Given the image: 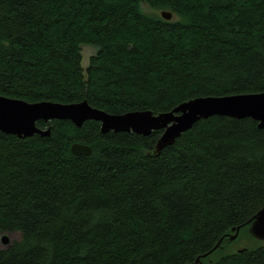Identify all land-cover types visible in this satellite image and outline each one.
I'll list each match as a JSON object with an SVG mask.
<instances>
[{
  "label": "trees",
  "instance_id": "trees-1",
  "mask_svg": "<svg viewBox=\"0 0 264 264\" xmlns=\"http://www.w3.org/2000/svg\"><path fill=\"white\" fill-rule=\"evenodd\" d=\"M82 44L96 48L85 67ZM262 91L264 0H0V95L158 114ZM257 124L213 115L157 155L162 130L57 119L47 136L0 131V235H15L0 264H190L222 237L203 264H264L263 242L224 253L264 205Z\"/></svg>",
  "mask_w": 264,
  "mask_h": 264
},
{
  "label": "water",
  "instance_id": "water-1",
  "mask_svg": "<svg viewBox=\"0 0 264 264\" xmlns=\"http://www.w3.org/2000/svg\"><path fill=\"white\" fill-rule=\"evenodd\" d=\"M160 15L169 20L173 13L160 10ZM213 115L229 116L237 119L249 117L264 128V91L257 93H239L223 96H200L183 101L171 110L154 114L150 110H134L121 114H111L92 107L86 100L63 103L41 100L27 101L21 98L0 95V131L18 137H27L35 133L48 135L51 120H69L81 126L87 120L100 122L102 132L133 131L140 135H148L153 130H162L157 138L153 155H157L164 147L174 143L177 137L190 129L197 121ZM47 123L46 128L37 126V121ZM70 150L76 155H87L91 148L82 143H72ZM248 226V232L264 245V205L245 223L232 228L233 234L227 235V241H233L241 226ZM7 236L2 237L4 243ZM223 237L209 251L196 257L190 264H203L201 258L206 257L221 247ZM241 251V249L239 250Z\"/></svg>",
  "mask_w": 264,
  "mask_h": 264
},
{
  "label": "rangeland",
  "instance_id": "rangeland-1",
  "mask_svg": "<svg viewBox=\"0 0 264 264\" xmlns=\"http://www.w3.org/2000/svg\"><path fill=\"white\" fill-rule=\"evenodd\" d=\"M141 8L144 11H146V12H152V11H154V10L150 9L147 6V4H145L143 2H141ZM157 12L160 14V11H157ZM95 51H96V48L94 46H92V45H89V44H82L81 45L82 65L84 67L88 64V60H89L90 56L92 54H94ZM4 235H6L7 238H8L6 243H8L9 239H12L13 237H15V235H8V234L0 235V246L6 244V243H4L2 241V237ZM260 242H263V241H261L259 239H256L253 236L252 237H249V239H246V238H242L240 240L238 239L236 242H233V244H231V245L228 244L227 247L224 249L225 250L224 253H230V252H233V251H239L240 249H242V247H245L243 245H247L248 247H254L257 244H260ZM211 261H212L211 259H208V262H211Z\"/></svg>",
  "mask_w": 264,
  "mask_h": 264
}]
</instances>
